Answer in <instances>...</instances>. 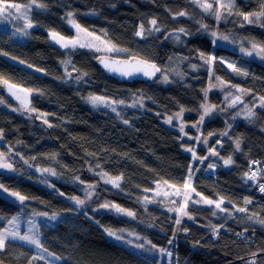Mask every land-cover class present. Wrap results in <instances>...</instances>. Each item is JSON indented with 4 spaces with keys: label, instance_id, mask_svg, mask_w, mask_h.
<instances>
[{
    "label": "trees",
    "instance_id": "obj_1",
    "mask_svg": "<svg viewBox=\"0 0 264 264\" xmlns=\"http://www.w3.org/2000/svg\"><path fill=\"white\" fill-rule=\"evenodd\" d=\"M8 2L29 3L30 0ZM40 2L47 3L48 10L33 8L32 20L38 27L31 30L25 42L14 40L9 32H0V50L8 53V56L0 53V73L23 87L43 90V95L32 94L31 106L39 113H48L46 118L53 127H48L43 120L37 121L35 116L30 119L28 115L14 111L18 104L0 92V98L7 105H0V128L4 130L1 152H7L11 147L14 154H19L13 156L16 171H0V183L32 198L27 203V212L35 210L60 215L55 226L40 227L44 246L62 258L56 264H64L65 261L66 264H168V258L154 259L152 255L137 253L120 244L110 238L104 228L135 233L151 241L156 249L171 246L172 264H247L251 259H255L257 264H264V251H261L264 249V225L248 221L247 214L240 213L231 217L217 210V215L213 216L212 207L189 204L187 210L195 219H182L181 229L173 237L176 214L159 201L149 203L146 208L140 202L156 189L155 181H168V184L182 187L188 166L192 164L196 170L193 177L196 192L212 199H217L218 193L240 207L244 206L243 198L249 197L253 201L248 206L249 214L259 213L264 218V194L259 192L256 184L250 181L244 183L242 179L250 160L264 156V111L256 109L257 119L254 123L243 116L233 120L232 117L238 111L234 108L229 113V121L225 115V119L217 116L203 124L202 135L208 136L210 132L224 131L226 125L233 122L228 137L211 136L213 138L208 140L210 143L207 146L200 144L194 147L198 156H208V148L215 146L216 140H221L223 147L217 146L220 156L227 158L232 155L234 164L230 166H224L219 158L214 159L218 166L210 174L207 170L213 156H209L203 163L193 161L192 154L185 151L186 142L180 138L179 132L163 122L164 118L178 112L180 106L186 109L183 115L185 122L195 124L199 120L200 105L204 100L203 90L207 86L209 73L189 71L186 63L181 61L171 75L170 83H163L157 78L152 82L124 84L107 78L95 66L94 59L99 54L77 50L71 59L77 69L87 71L89 76L85 78L87 82L73 84L66 81L65 69L60 63L67 58L65 51L49 42L48 36L49 29H54L70 37L74 31L61 17L68 10L76 9L81 13L76 19L84 27L97 30V34L101 29L106 30V39L129 48L134 54L154 61L157 65L167 66L169 57L177 60L176 57L188 55L193 58L187 61L200 63L197 49L205 53L214 52L218 57H226L232 52L224 47L214 48L211 36L197 31L199 25L195 20L182 17L174 21L166 9L171 12L184 9L193 13L196 20H202L209 25L210 30L215 26L214 20L201 16L200 10L187 0H156V3L150 0H37V3ZM113 4L115 7L110 6ZM236 4L244 12L258 8L257 0H236ZM93 8L101 15H83ZM153 16L166 25L168 31L185 27L192 35L181 36V42L171 38L166 40L165 33H156L144 40L134 37L141 20L145 21L147 27V20ZM245 27L253 26L245 24L238 28L235 24V28H227L224 32L242 33ZM244 33L264 41V30L245 29ZM12 57H16V60ZM20 60L25 63L20 64ZM249 63L248 77L231 74L225 65L219 63L212 68L224 80L264 95V65L253 60ZM69 72H72V68ZM176 72L183 73V79ZM89 93L124 100V105L117 106L119 116L109 108L96 109L86 103L82 97ZM142 95L144 107H131L134 100L140 99ZM246 99L252 104L251 94ZM123 119L130 123L124 124ZM237 137L241 138L239 151L234 150ZM87 153L94 155L89 156ZM53 154L55 160L51 159ZM20 156L24 159H20ZM24 160L28 163L25 164ZM96 163L101 164L103 170L111 176L123 173V191L102 184L98 191L105 201L135 212L134 219L114 212L82 210L68 199L70 196H83L85 185L74 183L75 176H79L85 184L98 182V177L88 171L89 164L95 167ZM49 167L60 175L48 182L54 184L64 196L58 195L47 183L39 182L42 178L35 169ZM145 189L150 191L145 192ZM223 206L231 211L228 200H225ZM18 211L17 205L6 195L0 198V213L11 216ZM95 221H99V224ZM2 225L3 222H0ZM209 225L222 226L218 236H213ZM183 228H187L188 232L185 233ZM246 228L248 231L245 232ZM237 231L245 234L244 239H236ZM245 238L251 240L247 242ZM170 239L173 240L171 245L168 243ZM196 241H199L198 245ZM254 252L257 253L256 257L251 256ZM34 254V249L14 242L0 259H3V264H27L26 257ZM17 256L20 258L17 259ZM36 264H51V261L39 260Z\"/></svg>",
    "mask_w": 264,
    "mask_h": 264
},
{
    "label": "snow or ice",
    "instance_id": "obj_2",
    "mask_svg": "<svg viewBox=\"0 0 264 264\" xmlns=\"http://www.w3.org/2000/svg\"><path fill=\"white\" fill-rule=\"evenodd\" d=\"M130 2V0H128ZM151 3H156V0H150ZM189 4L195 7L197 10H200L201 16H211L215 19L217 28L218 25L229 18H232L233 22L239 21V26L244 27L245 24L247 25H258L264 28V23H261L264 20V0H257L258 8L251 12H244L240 10L236 4V0H212V2H208V0H187ZM111 7H115V5H110ZM33 8L42 9L47 11L48 4L45 2L37 3V0H30L29 3H16V2H8V0H0V17H3L5 21L9 20L10 18L14 17L15 20H23L24 25L21 28H17L15 31L12 32V36H19V37H27L29 36V29L34 27L33 20L30 18V13L32 12ZM170 13V18L172 20H177L178 18L187 17L188 19L195 20L196 23L199 25L197 31H203L208 33L211 37V44L215 48L217 46L218 41H225V42H235V37L231 36L230 34H222L217 29H209V25L202 22V20H196V17L193 13H190L184 9H181L178 12H171L170 9H166ZM81 15L76 9H70L65 12L64 16L61 17L62 20L67 21V24L70 26L71 30H74V35L72 36H65L62 35L60 32L49 29L48 36L49 42H54L55 45H58L60 49L64 50L67 58L61 60L60 63L63 65L65 69V79H74L76 83L80 82H87L85 80L86 77L89 76L87 71L82 69H77L71 59V55H73L79 49H89L94 50L95 52H104L105 54L112 53L116 56H120L121 54L126 55L127 59H100V63L103 67L114 74H119L123 77H131L136 74H142L148 78H157V74H159L158 79L163 83H169V72L175 71L174 69H170L167 66H160L157 65L154 61L150 62L147 59H142L138 56V54H134L129 48L121 47L118 44L113 43L111 40L106 39L107 31L104 29L99 30V34H97V30L92 29L90 30L87 27H84L80 24L76 17ZM83 15H91V16H99L101 13L96 9H90L88 12L83 13ZM147 27L145 26V21L141 20L137 29L134 32V37H139L140 39L144 40L148 36H154L156 33H165V39H173L175 42H181V36L188 37L192 35L189 29L185 27H179L168 31L167 26L162 24L158 21V18L153 16L152 18L147 20ZM240 43V53L244 56H256L264 60V43L256 42L252 39L247 37L242 38ZM248 43L250 47H244V44ZM198 54V59L203 62L202 66H208L210 72V80L212 78L211 73V66L219 63L221 66L227 64V67L232 70L236 75L248 77L250 74L249 72L243 67H237L235 61L229 62L225 57H217L215 53H205L200 51L199 49L196 50ZM4 56H8L7 52H3L0 50ZM13 60H16V57H12ZM172 57H169V62H172ZM177 60H187L188 57H176ZM20 64H24L25 61L20 60ZM32 67L31 65H28ZM71 66L72 72L68 71V68ZM193 70L196 69V65H191ZM37 71L44 72V69H37ZM75 72L76 75L73 77L72 73ZM181 79H183L184 74L180 72H176ZM216 83L209 84L207 89L203 90L204 93V102L200 105V109L202 113L200 115L199 120L192 125L195 127L197 131H199L200 126L203 124L205 117L209 116L214 111L225 112L229 108H236L237 105L243 104V107L235 113L232 117L235 120L237 117L243 116L244 119L249 121L250 123H254L257 119V112L256 109L259 108L260 110L264 111V95H259L258 93H253L251 88L245 89L241 88L239 85L231 84L228 81L222 80L220 77H215ZM212 88H219L221 91L225 92L224 100H225V107H219L217 105H210L208 103V92ZM6 89L7 94L10 97L15 98L16 101L19 102V107L13 109L14 111H21L23 114L32 118V114L36 113L35 119L43 120V123L48 125V127H53V125L49 122L46 118L49 114L48 113H39L35 107L30 106L31 101L29 97L36 93L37 95H43V90L41 89H33L23 87L20 84L12 83L10 78H6L3 73H0V90ZM226 89H228L226 91ZM232 89L235 90L237 94H233ZM252 95V106L250 107L248 103H243V97L245 95ZM86 103L90 104L93 108L99 109L109 108L113 113H119L117 111L118 105H124V100H118L107 95H96L94 93H89L87 96L82 97ZM151 99V97H148ZM5 101L3 98H0V104H4ZM131 107H144L143 104V95L140 99L134 100ZM186 109L183 106H180V110L174 113L172 116H168L166 122L171 124L173 119L175 118L179 123V131L183 135H187L185 132V125L183 123L182 117L183 113ZM188 111H191L188 109ZM124 124H129V120L123 119ZM232 128V124H227L224 131L216 133L210 132L208 136L198 135L194 139L197 142H202L205 145L208 143V137L219 135L221 137H228L229 130ZM4 137V130L0 128V140ZM183 139V136L180 137ZM235 144V151L241 150V138L237 137L234 141ZM217 146L223 147L221 140H216V145L213 147L208 148V156H198L196 153L195 148L188 147L185 148V151L190 152L192 154L193 161H198L203 163L205 160L209 158V156H214L223 161L224 166H230L234 164V160L232 155L225 157H221L219 152L217 151ZM14 155H19L18 153L14 154L12 152V148L9 147L7 152H0V171L2 170H9V171H16L13 167V160ZM89 156H93V153H87ZM127 155V154H124ZM55 155L51 156V159L55 160ZM20 159H24L20 156ZM33 160L36 157H32ZM13 160L12 163L8 162ZM24 163L27 164L28 161L24 160ZM87 163V161H86ZM261 165V161L259 160H252L249 164V168L247 171L243 173L242 179L244 183H248L249 181L256 184L260 193L264 194V167H259ZM215 164H209L208 168L213 169L215 168ZM37 171L41 172L42 174H49L51 176H58V173L54 168H37ZM88 171L93 172L96 177H98L99 182H103L105 185H111L115 189H121L120 181L124 178L123 173L118 176H111L108 172L104 171L102 165L99 163L95 164L93 167L91 164L88 166ZM195 171L193 165L190 164L188 166V173L187 176L183 178L182 188L178 187L175 184L170 185L172 189H174L173 195L175 197H181L182 203L179 204V207H171L168 210L176 213L175 219V227L173 229V237H175L177 231L181 229L182 226V218L187 217L190 220H194L193 217L188 209L189 202L193 205H207L212 207V215H217V210L219 212L227 213L228 216L234 217L237 214L245 213L247 214L246 219L248 221H254L259 223L260 225H264V218L260 216L259 213H252L249 214L248 206L253 204V201L249 197L243 198V207L238 206L234 203L231 199L219 195L217 193L218 198L212 199L207 196H203L202 193L196 192V188L193 187L192 180L195 175ZM43 183H47L49 187H51L54 191L57 192L58 195L64 196L63 192H59L56 189L54 184H50L47 180V176L44 177L42 180ZM73 182H79L81 185H85L83 188V199L79 196H70L68 199L74 202V206L76 207H84L87 203L93 200L94 196H98L97 188L99 187V183H89L85 184V181L82 180L79 176H75ZM156 189L152 190L155 192L153 197L145 196L143 200L140 202L144 204L145 208L149 203L157 202V197L161 196L160 181H155ZM164 184L167 185L168 181H164ZM183 189V190H182ZM145 192L150 191L149 189H145ZM195 193L199 199H192V194ZM7 196L9 200H12L14 204L17 205L19 211L11 216H6L3 213H0V222H3V225L0 226V256L3 255L5 250L13 244L14 242L20 241L24 242L30 247L35 250V254L31 257H26L27 264H36V261L39 260H50L51 264H56L57 261H61L62 258L59 256H55L52 252L48 250L47 247L44 246L41 240V232L39 230L38 219H47L49 221L57 220V214L53 213L50 217L47 213H40L32 210L30 213L26 211L27 203L30 202L32 199L28 195L21 194L19 191H12L4 184L0 183V198ZM163 196L167 198L169 196L168 192H164ZM15 198V199H13ZM225 200H228V204L231 205V211L228 208L224 207ZM163 203V200H160ZM171 203L175 205L177 202L176 200H172ZM100 209L114 211L117 215H125L127 217L135 218L136 213L132 210L122 207L119 204L105 201L99 204L97 209H92V211H98ZM99 224V221H95ZM22 223L26 226V230L21 234V225ZM103 227V226H102ZM211 228L213 236H218L219 230L222 226H212L209 225ZM185 233L188 232L187 228L182 229ZM104 231L110 238H114L117 241H125V237L123 235L124 230H113L111 228H104ZM248 229H245V232ZM129 236L135 235L132 232L128 233ZM237 236H244V233H236ZM138 240L140 239L139 236L136 237ZM247 239V238H245ZM128 244H132L131 240L126 241ZM147 244L151 245L145 249L144 243H138L135 245L138 249H144L147 252H152L156 249V245H152L151 241H147ZM169 245L173 243V240L170 239L168 241ZM196 244H199V241H196ZM195 246V245H194ZM159 256L168 258V264H172V256L173 252L170 251L166 247H161L158 250ZM261 251H264L262 249ZM23 254H21L22 256ZM257 253H251L252 257H256ZM17 259L20 256L16 257ZM155 259V257H154ZM241 259H243L241 257ZM0 264H3V259H0ZM66 264V261L64 262ZM247 264H257L255 259H251L247 261Z\"/></svg>",
    "mask_w": 264,
    "mask_h": 264
},
{
    "label": "rangeland",
    "instance_id": "obj_3",
    "mask_svg": "<svg viewBox=\"0 0 264 264\" xmlns=\"http://www.w3.org/2000/svg\"><path fill=\"white\" fill-rule=\"evenodd\" d=\"M208 2H212V0H208ZM16 3H18V2H16ZM21 4H24V3H21ZM207 17H209V18H211L212 20H214V24H215V26L213 27V29H217L220 33H222V34H230L231 36H234L235 37V42H225V41H218V43H217V46L216 47H224L225 49H227L228 51H231L232 53L231 54H228V55H226V59L229 61V62H233V61H235L236 62V64H237V67H243V68H245L248 72H249V68H250V66H251V64L249 63V61L250 60H253V61H256V62H259V63H261V64H263L264 65V60H262L261 58H259V57H256V56H252V57H249V56H244V55H242L241 53H240V51H239V49H240V41L242 40V38H245V37H247V38H249V39H252V40H254V41H256V42H260V43H264V41L262 40V38L261 39H257L256 40V37L255 36H253V37H248V35L247 34H243V32H244V30L246 29V30H252V29H260V30H264V28H262V27H260V26H258V25H255V24H253V25H249V26H253V27H245V28H243L242 29V33L241 32H239V31H232V32H230V33H226V32H224V31H226L225 29H227V28H229V29H231V28H233V26H234V28H235V24H236V26L238 27V28H240V26H239V21L237 20L236 22H233V20H232V18H229L228 20H225V21H222L219 25H218V28H217V24H216V21H215V19L213 18V17H211V16H207ZM30 18L32 19V12L30 13ZM261 23H264V20H262L261 21ZM34 24V23H33ZM23 25H24V21L23 20H15V18L14 17H12V18H10L9 20H7V21H5L4 19H3V17H0V32H9L10 33V35H11V37L14 39V40H16V41H19V42H25L27 39H28V37L29 36H27V37H19V36H12V32L13 31H15L17 28H21V27H23ZM69 26V25H68ZM255 26V27H254ZM35 27H38V26H36L35 24H34V27L33 28H35ZM70 27V26H69ZM33 28H31V29H29V33L31 32V30L33 29ZM74 31V30H73ZM30 35V34H29ZM72 35H74V33L72 34ZM71 35V36H72ZM139 38V37H138ZM211 39H212V37H211ZM185 40V39H184ZM183 40V41H184ZM54 43V42H53ZM58 46V45H57ZM244 47H250V45L248 44V43H245L244 44ZM79 50H85V51H91V52H93V53H95V54H102V53H104V52H95L94 50H89V49H79ZM212 53H214V52H212ZM108 54H112V53H108ZM112 55H114V54H112ZM216 55V54H215ZM114 56H116V55H114ZM217 56V55H216ZM188 57V59L187 60H190V59H192L193 57L191 56V55H188L187 56ZM218 57V56H217ZM223 57V56H222ZM187 60H175V59H172V62L170 63H168V65H167V67L168 68H170V69H174L175 71H176V69L179 67V65L181 64V61H182V63H186V67L188 68V69H190L189 71H193L194 73H201V72H203V71H205V72H207V75H208V73H209V76H208V83H207V86H206V88L205 89H207L208 88V86H209V84H210V82L211 83H216V81H215V77H220L222 80H224L219 74H217L214 70H213V65L211 66V73H212V78H211V80H210V72H209V67L208 66H202L203 65V62L202 61H200L199 59V61H200V63H196V62H193V63H191V62H189V61H187ZM202 62V63H201ZM217 64V63H216ZM191 65H196L197 67H196V69L195 70H193V68L191 67ZM225 65V66H224ZM223 66L226 68V70L228 71V72H230L231 74L233 73V74H235L234 72H232V70L231 69H229L228 67H227V64H224ZM70 68V69H69ZM68 68V71H70L71 70V66ZM175 71H170L169 72V81L171 82L172 81V78H171V75L175 72ZM202 74V73H201ZM73 75V77H75V75H76V73L75 74H72ZM238 76V75H237ZM66 81H71V83H73V84H77L75 81H74V79H66ZM224 81H226V80H224ZM169 82V83H170ZM230 82V81H229ZM231 83V82H230ZM231 84H234V85H237L236 83H231ZM228 89H226V91H227ZM231 91H233V94L235 95V94H237L236 92H235V90L234 89H232ZM214 94H216V95H218V97L216 96V95H214ZM250 95V94H249ZM249 95H245L242 99H243V103H248L249 104V106L251 107L252 106V104H250L249 103V101H245V99L249 96ZM224 96H225V92L224 91H221L219 88H212L211 90H209V92H208V98H207V100H208V103L210 104V105H217V106H219V107H225V100H224ZM247 100V99H246ZM203 102H204V100H203ZM202 102V103H203ZM1 106H7L6 105V103H4V104H0ZM90 105V104H89ZM240 105H242V107H243V104H240ZM240 105H237V109H238V111L240 110V108H242V107H239ZM118 106H120V105H118ZM19 107V105H17V108ZM235 108V109H236ZM232 110H234L233 108H229L227 111H225V112H219V111H214L213 113H211L209 116H207V117H205V120H204V122H203V124L205 123V122H207V121H209V120H211V119H215V118H217V116H221V119H225V115H226V120L227 121H229L230 120V118H229V113L232 111ZM16 112H18V113H20V114H23L21 111H16ZM201 113H202V110H201ZM26 115V114H25ZM183 115H184V113H183ZM170 116H172V115H170ZM168 117V116H167ZM167 117L166 118H164L163 119V122H164V124L166 125V126H168V127H171V128H174L175 130H177L178 132H179V134H180V136H183V139L182 140H184L185 142H186V146H185V148H188V147H192V148H194V147H196L197 145H200V144H203V146H207L208 145V143H210L209 141H208V143H207V145H205L204 143H202V142H197L194 138L196 137V136H198V135H201L202 134V131H201V128H202V126H203V124L200 126V129H199V131H197V129L195 128V127H192V125L193 124H189V123H187V122H185L184 121V119H183V117H182V120H183V123H184V125H185V132L187 133V135L185 136V135H183L182 133H180V131H179V123H180V121H177L175 118L173 119V121H172V123L171 124H169V123H167L166 122V120H167ZM231 123L233 124V122L231 121ZM229 124V123H228ZM210 138H213V137H208V140L210 139ZM1 141L2 140H0V144H1ZM0 152H1V145H0ZM214 159H217V157H214L213 156V160L211 161V163L210 164H215L216 165V167L215 168H213V169H209L208 168V170H207V172L208 173H210V174H213L214 172H215V170H216V168H217V164H216V162H214ZM8 162H10V163H12L13 162V160H10V161H8ZM13 167H15V163H13ZM248 168H249V165H248ZM36 170V172L41 176V178H42V180L44 179V177L45 176H47V179H48V181L52 178H57L58 176H51V175H49V174H42L41 172H39V171H37V169H35ZM248 170V169H247ZM6 172H9V173H14V171H9V170H5ZM42 180H39V182H41V183H43L42 182ZM97 183H99V187L97 188V193H98V196H94L93 197V200L92 201H90L89 203H87L84 207H79L80 209H82V210H92V209H97L98 208V206H99V204H101V203H103V202H105V200L104 199H102V197L100 196V192L98 191V189L103 185V186H105V187H108V188H112V189H114V190H119V189H115V188H113L111 185H105V184H103V182H97ZM102 184V185H101ZM120 184H121V181H120ZM192 184H193V180H192ZM170 185L171 184H167V185H165L164 183H161V187H160V192H161V196L160 197H157V201H159L160 202V200H163V204H166L167 205V207H169V208H171V207H173V206H175V207H179V204L180 203H182V198L181 197H175L174 195H173V193H174V189H172L171 187H170ZM182 188V187H181ZM183 190V189H182ZM164 192H168L169 193V196L167 197V198H165L164 196H163V193ZM155 195V192L153 191V192H150L149 193V197L151 198V197H153ZM81 199H83V196L82 197H80ZM200 197H197L196 196V194L195 193H193L192 194V199H199ZM13 199H15V198H13ZM104 200V201H103ZM172 200H176V204L175 205H173L172 203H171V201ZM73 202V201H72ZM74 203V202H73ZM189 204H192L191 202H189ZM202 205V204H201ZM90 210V211H91ZM99 211H108V212H114V211H109V210H104V209H100V210H98V211H95V212H99ZM94 212V211H93ZM115 213V212H114ZM175 213V212H174ZM48 214V216L50 217L53 213H47ZM176 214V213H175ZM38 219V225H39V230H40V227H42V226H49V227H53V226H55L56 224H57V222L60 220V215H58L57 214V220H55V221H49V220H47V219H42V218H37ZM182 219H188L187 217H183ZM26 230V226L22 223V225H21V234H23V232ZM128 231H124L123 232V235H124V237H125V241H118L120 244H122V245H125L126 247H128V248H130L131 250H133V251H135V252H137V253H139V252H144V253H146V254H148V255H152V256H154V257H157L159 260H167V258H165V257H161V256H159V253H158V249H154L152 252H147L146 250H144V249H138V248H136L135 247V245L136 244H138V243H144L145 244V249H147L148 247H151V245H149V244H147L146 242H147V239H145V238H143V237H141V236H139V235H137V234H135V235H132V236H129L128 235ZM137 236H139L140 237V239L138 240L136 237ZM41 240H42V236H41ZM127 240H131L132 241V244H128L126 241ZM117 241V240H116ZM18 243H20V244H22V245H24V246H26V247H28V248H30V249H33L32 247H30L29 245H27L26 243H24V242H20V241H17ZM170 251H172V247L170 246L169 248H168Z\"/></svg>",
    "mask_w": 264,
    "mask_h": 264
},
{
    "label": "water",
    "instance_id": "obj_4",
    "mask_svg": "<svg viewBox=\"0 0 264 264\" xmlns=\"http://www.w3.org/2000/svg\"><path fill=\"white\" fill-rule=\"evenodd\" d=\"M104 58H107V59H127L128 57L127 56H125V57L114 56L112 54H99L94 59L95 66L97 68H99L107 78L116 80L118 82H121V83H124V84H132V83H135V82H152L153 80H155V79H157L159 77V74H157V78H148V77H145L142 74H136V75H133L131 77H123V76H121L119 74L111 73V72L107 71L103 67V65L99 62L100 59H104ZM142 59H144V58H142ZM73 74H75V73H73ZM0 92H3L4 94L8 95L6 89H2V90H0ZM10 98L19 105V102L16 101L15 98H13V97H10ZM29 99L31 101V104H30V106H31L32 105V95L29 97ZM32 116H36V113H33ZM36 120L39 121V119H36Z\"/></svg>",
    "mask_w": 264,
    "mask_h": 264
},
{
    "label": "built area",
    "instance_id": "obj_5",
    "mask_svg": "<svg viewBox=\"0 0 264 264\" xmlns=\"http://www.w3.org/2000/svg\"><path fill=\"white\" fill-rule=\"evenodd\" d=\"M252 160H259V161H261V165L259 167H264V156L261 157V158L256 157V158H253ZM252 160H250V162ZM250 162H249V164H250ZM237 238H241V236H237Z\"/></svg>",
    "mask_w": 264,
    "mask_h": 264
},
{
    "label": "bare ground",
    "instance_id": "obj_6",
    "mask_svg": "<svg viewBox=\"0 0 264 264\" xmlns=\"http://www.w3.org/2000/svg\"><path fill=\"white\" fill-rule=\"evenodd\" d=\"M236 233H241V232L237 231ZM244 237H245V234H244V236L241 237V238H237V235H236V239H237V240H242V239H244ZM250 240H251V238H247V239H246L247 242H249Z\"/></svg>",
    "mask_w": 264,
    "mask_h": 264
}]
</instances>
